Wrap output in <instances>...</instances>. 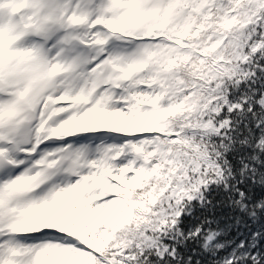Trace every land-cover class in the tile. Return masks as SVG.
Masks as SVG:
<instances>
[{
	"label": "snow or ice",
	"instance_id": "snow-or-ice-1",
	"mask_svg": "<svg viewBox=\"0 0 264 264\" xmlns=\"http://www.w3.org/2000/svg\"><path fill=\"white\" fill-rule=\"evenodd\" d=\"M0 264H264V0H0Z\"/></svg>",
	"mask_w": 264,
	"mask_h": 264
}]
</instances>
